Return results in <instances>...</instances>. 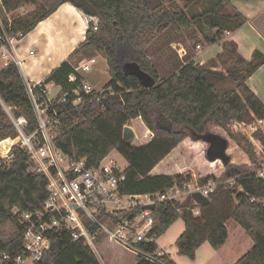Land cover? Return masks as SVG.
<instances>
[{
    "label": "trees",
    "instance_id": "16d2710c",
    "mask_svg": "<svg viewBox=\"0 0 264 264\" xmlns=\"http://www.w3.org/2000/svg\"><path fill=\"white\" fill-rule=\"evenodd\" d=\"M230 1L216 0L207 8L210 10L188 17L177 7H153L151 0H2L0 18L11 34L24 37L65 3L85 16L96 17V30L88 24L83 43L71 56L82 49L101 51L110 78L104 89L114 95L82 106L68 105L64 113L58 114L54 125L55 144L87 158L90 164H97L116 152L127 163L125 194L160 193L188 182L192 175L184 173L188 170L185 154L196 150L205 169L214 167L208 174L199 172L197 179L220 182L207 196L209 204L197 206L188 197L182 202L157 205L152 213L155 223L150 235L158 239L176 220L182 219L184 231L175 241L176 251L194 260L200 245L208 243L217 249L227 241V222L233 220L252 241L249 251L234 264H264V179L255 174L261 168L260 160L264 159V133L253 134V140L261 147L257 152L245 136L234 134L228 128L233 122L249 125L253 117L264 119V104L245 84L264 64V54L255 50L246 61L238 55L234 42L222 41L218 59L223 64L232 62L224 71L218 70L213 61L201 65L187 61L166 79L160 78L156 64L148 55L158 37L163 33L167 37L174 27L190 29L203 18L212 27L221 17L217 11ZM27 3L34 5V10L24 17L6 16ZM209 13L214 16L208 17ZM221 34L222 29H218L211 38L206 36L207 43L222 40ZM133 68H138L153 85L144 86ZM70 75H75L74 83L68 82ZM227 80L236 83L234 89L222 91L217 87ZM81 82L80 74L64 61L40 85L59 86L62 95L75 91ZM9 115L13 120L24 119L26 126L22 130L26 135L38 128L25 81L14 64L0 68V141L18 137ZM135 119H140L152 134L149 143L138 147L127 144L122 135L123 127ZM13 142H1L0 152ZM201 143L206 147L199 152ZM230 143L242 155L239 163L234 162V156L228 151ZM168 156L181 173L151 174ZM229 180L230 183L225 182ZM45 199L46 179L34 174L28 154L16 147L8 167L0 169V255L12 259L22 254V233L15 225L12 211L36 210ZM195 210L198 215L192 213ZM62 238L52 244L53 258L48 257V264H101L86 244L72 243L66 235ZM102 239L99 237L96 246ZM103 242L106 246L117 245ZM155 249L154 243L146 248L149 252ZM162 261L173 264L168 256H162ZM1 264H12V261ZM112 264H122V259ZM133 264L154 263L135 256Z\"/></svg>",
    "mask_w": 264,
    "mask_h": 264
},
{
    "label": "built area",
    "instance_id": "2783aa9c",
    "mask_svg": "<svg viewBox=\"0 0 264 264\" xmlns=\"http://www.w3.org/2000/svg\"><path fill=\"white\" fill-rule=\"evenodd\" d=\"M0 7H3L2 0ZM85 20L87 26L91 24L96 30V17L85 16ZM20 38H23L20 34H11L0 18V68L14 64L19 69L21 62L15 54V44ZM29 54L33 55V51ZM95 63L96 60L91 58L74 67V71L78 74L89 72ZM75 81V75L68 77L69 83ZM25 84L38 128L26 135L22 130L26 126L24 119L13 120L9 115L17 129L19 142L6 152H0V169L8 167L16 147L24 150L33 164L34 174L46 179V199L36 210L12 211L15 225L22 233V254L12 259L8 255H0V264L10 260L12 264H48V257L53 258L52 244L62 241L63 235L68 236L72 243L83 242L96 256V241L103 237L134 256L154 264H167L162 261V256L168 255L159 249L156 238L150 235L155 223L152 216L154 210L144 207L182 202L191 198L193 193L207 197L220 182H201L193 177L186 183L169 187L160 193L125 194L123 184L127 167L122 168L110 155L97 164H90L87 158L58 147L55 133L52 132L58 114L64 113L68 105L82 106L113 96L114 93L104 87L96 91L83 81L75 91L62 95L60 87L53 84H50L56 89L53 95L48 85ZM228 128L252 142L254 133L264 131V119L253 117L249 125L233 122ZM255 174L264 179V168L258 169ZM225 182L230 183L231 180ZM192 213L198 215L199 212L195 210ZM153 243L156 249L147 251V246Z\"/></svg>",
    "mask_w": 264,
    "mask_h": 264
},
{
    "label": "rangeland",
    "instance_id": "374dc122",
    "mask_svg": "<svg viewBox=\"0 0 264 264\" xmlns=\"http://www.w3.org/2000/svg\"><path fill=\"white\" fill-rule=\"evenodd\" d=\"M214 2V1H213ZM195 2L194 4H196ZM151 4L153 7H157L159 5L163 6L166 9L172 8V5L178 6L180 9L184 8L185 6L188 7L190 4L184 0H174V3H170V0H151ZM197 5V4H196ZM193 5L191 7L187 8V14L189 17L193 15H198L201 13L202 8L207 9L209 6H196ZM210 5V4H209ZM211 8L207 9L210 10ZM34 10V5H31L30 3L25 4L22 8L17 9L12 14H7V16L12 19L13 18H21L24 17L28 12ZM40 13L42 11H39ZM219 12V11H217ZM208 17H213V13H209L207 15ZM209 19V18H208ZM214 19V18H211ZM203 21H198L195 24L191 26L190 29H181L177 30L176 27L172 29V31L169 33V35L166 38L174 40V44L172 46L167 45L165 36V33L161 34L158 38L156 43H154V47L152 48L151 52H149V58L151 61H153L159 72V76L161 79L168 78L172 73H174L182 64L184 61H186V57L183 59V56L180 51V48L187 49L185 53H189L190 56H193L195 52L206 49V46L209 44L206 41V36L208 38H211L215 31L210 29V24L208 23L207 19L203 18ZM35 30H33L34 32ZM42 33V32H40ZM31 34V35H30ZM36 33H29V35H26L28 37L26 40H31L35 37ZM222 37H224V34H221ZM74 33L68 34V39L70 41L74 40ZM20 38L18 42L21 41V39L25 40V38ZM42 42H45V39L42 38ZM18 42L15 44V49H18L19 45ZM60 38H54L53 39V45H51V50L57 48V43H60ZM181 45H178V43ZM78 43L77 49L81 44ZM199 45L200 47L197 49L195 45ZM69 46V45H68ZM68 46H65V48H68ZM74 49V50H75ZM216 49V48H214ZM73 50V51H74ZM72 51V52H73ZM72 54V53H71ZM71 56V55H70ZM69 56V57H70ZM72 57H78L81 58L84 61H88L90 58H94L97 62L96 64L91 66V69L89 72L81 73L82 76H84V80L86 84H90L91 86L95 87L94 89L96 91L101 90L104 86V83L108 79V67L105 62L104 54L101 51L95 50V49H82L77 54H74ZM75 59V58H74ZM74 59L71 60L72 64H74V67H78L81 63L84 61L77 63V61H74ZM227 59V58H226ZM232 64L231 61H227L226 64H224V67L222 70H225L227 66ZM24 68V64L22 63V70ZM217 68V67H216ZM25 69V68H24ZM221 71V69L217 68ZM31 84V83H30ZM236 86V83H234L231 80H227L226 82L219 84L217 87L221 89L222 91H228L231 89H234ZM56 89H50V93L53 95L55 94ZM129 126L133 129L135 132V139L132 143L133 146H142L147 143H149L150 139L152 138V134L144 127L143 123L140 121V119H135L131 121ZM55 127H52V132H54ZM211 132L215 133L212 128ZM245 134V133H244ZM221 135H223L221 133ZM224 137V136H223ZM7 139V138H6ZM5 141V139H3ZM0 141L1 142H3ZM11 141H14L12 145H5L2 152H6L7 149L12 147L13 145L17 144L19 142V138L16 137L14 139H10ZM253 140V139H252ZM252 143L255 146V150L260 152L261 147L253 140ZM201 149L204 150L206 145L204 143L199 144ZM199 151V150H198ZM228 151L231 153L234 157V162H240L241 153L237 149V147L230 143L228 146ZM110 157L113 158L122 168L127 167V163L124 161V159L119 156L116 152H112L110 154ZM190 162V167L192 166L193 171L195 172H203V173H209V170L214 169L212 165H210L207 169H205V166L203 163H201L199 160H195L192 158H188ZM186 163V162H185ZM261 168H264V159L260 160ZM160 169V166H158ZM253 169V168H252ZM158 168L155 172H153V175H157ZM258 170V169H257ZM256 170V171H257ZM209 171V172H208ZM184 173H190L192 176L191 178H198L196 174V177L193 176L192 172L189 171V169ZM184 231V222L182 219L176 220L170 228L158 239H156V244L165 254H167L172 261L173 264H234L237 262L242 256H244L249 249L252 247V241L244 234V231L242 228L233 220H230L227 222V232L228 237L227 241L219 248L215 249L210 244L204 243L198 247V249L195 252V258L194 260H190L186 256H181L177 254L176 247H175V241L178 239V237L183 233ZM104 239L100 240V245L96 246V252H97V258L100 263L108 264V260L110 258L113 259V262H115L117 259H122V264H133V261L135 260V256L131 255L129 251H126L121 246L117 245H105L106 243L103 242ZM106 241V240H105ZM104 245V246H103Z\"/></svg>",
    "mask_w": 264,
    "mask_h": 264
},
{
    "label": "crops",
    "instance_id": "0c3cea01",
    "mask_svg": "<svg viewBox=\"0 0 264 264\" xmlns=\"http://www.w3.org/2000/svg\"><path fill=\"white\" fill-rule=\"evenodd\" d=\"M179 1L181 2V0ZM184 1L190 4L188 7L196 4L198 6L201 5L206 7L209 6V4L211 5L216 2V0ZM195 2L197 3L194 4ZM170 3H174V0H170ZM172 7L179 8L175 5H172ZM188 7L185 6L184 8L179 9L188 16ZM202 10L204 9L202 8ZM219 16L221 17H218L217 22H215L210 29L213 31L222 29L223 34L224 31L229 34H224L222 40H217L215 43H209L204 51L203 49L199 50L195 52L193 56H190L189 53L187 55V53H185L187 49L182 48L181 46L180 54H182L183 59L187 56L185 59L186 61H184L183 64L187 61H193L195 64L201 65L208 61H213L217 68L219 66L221 71H224L222 70L224 64L218 59V55L222 53L220 47L222 41L234 42L237 46L238 55L246 61L251 58V55L255 50L264 54V0H231L221 6L219 9ZM240 23L241 25H239ZM86 29L87 24L85 15L68 3L59 6L53 14L37 24L33 29L35 31H31L32 34L36 33L35 37L31 40H26L29 36H24L26 37L25 40L21 39V41L18 42V49H15V54L21 62L19 71L24 81L33 85L40 84L43 83L50 73L58 68L62 62L67 61L74 67V64L71 62L72 59L75 58L74 61H77L76 64L84 61L81 58L78 59V57H72L71 59L70 55L77 47L78 43L84 41ZM70 33H74L75 35L74 40L72 41L68 39V34ZM27 35H29V33ZM55 37L60 38L61 42L56 44L58 46L57 48L51 50L50 48L51 45H53V39ZM42 38L45 39V42L41 41ZM165 39V43L169 46H172L175 43L174 40L172 41L170 38L165 37ZM178 45L181 44L178 43ZM65 46H68V48H65ZM195 46L197 48L199 45L197 44ZM30 51H33V55L29 54ZM22 63L25 68H23V70ZM80 76L85 82L84 76H82V74H80ZM109 79L108 76L107 81L102 86H105ZM245 84L264 104V64L246 80ZM88 85L91 86L89 83ZM47 87L49 89H54L50 84ZM91 87L95 88L93 86ZM201 148L199 146V152L203 151ZM194 151L196 150L188 151L185 154V161L187 162L185 165L186 169H189L193 176L196 177V172L193 171V168L190 167V164L188 163V158L201 160L200 156ZM158 166H160V169ZM158 166L151 172V174L155 172L157 168V175H173L181 173L179 167L170 156L166 157ZM197 174H199V172ZM112 263L113 259L110 258L108 264Z\"/></svg>",
    "mask_w": 264,
    "mask_h": 264
},
{
    "label": "water",
    "instance_id": "95a60500",
    "mask_svg": "<svg viewBox=\"0 0 264 264\" xmlns=\"http://www.w3.org/2000/svg\"><path fill=\"white\" fill-rule=\"evenodd\" d=\"M133 72L134 74L139 77V79L141 80V82L143 83L144 86L146 87H150L153 85V81H151L148 77H146L144 74H142L138 68H133ZM122 135H123V140L131 145L135 139V132L133 131V129L129 126H124L123 127V131H122ZM262 179V178H260ZM191 199L192 201L197 205V206H206L209 204V200L207 199V197H204L202 195H200L199 193H193L191 195ZM144 209H148V210H154L155 206L151 205V206H147L144 207Z\"/></svg>",
    "mask_w": 264,
    "mask_h": 264
},
{
    "label": "bare ground",
    "instance_id": "6f19581e",
    "mask_svg": "<svg viewBox=\"0 0 264 264\" xmlns=\"http://www.w3.org/2000/svg\"><path fill=\"white\" fill-rule=\"evenodd\" d=\"M5 140L7 141V140H9V139L7 138V139H5Z\"/></svg>",
    "mask_w": 264,
    "mask_h": 264
}]
</instances>
